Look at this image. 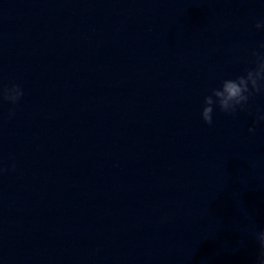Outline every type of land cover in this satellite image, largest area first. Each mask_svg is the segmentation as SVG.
I'll list each match as a JSON object with an SVG mask.
<instances>
[{
  "label": "clouds",
  "instance_id": "1",
  "mask_svg": "<svg viewBox=\"0 0 264 264\" xmlns=\"http://www.w3.org/2000/svg\"><path fill=\"white\" fill-rule=\"evenodd\" d=\"M256 29L264 30V17L254 25ZM261 51L251 50L249 61L250 66L243 69V74L237 75L234 79H224L219 87L212 88L210 94L203 100L201 118L205 124L213 123L214 108L218 107L223 113L233 115L237 110H244L249 103V99L254 95H264V42L258 45ZM24 91L19 84L0 86V102L7 101L13 105L18 104L23 97ZM15 115L10 110L8 118ZM256 121H264V113L257 115ZM255 123V122H254ZM250 133H255V126L249 127ZM14 160V157H10ZM15 164L11 168H5L0 164V175L14 170ZM254 239L258 243L259 251L253 264H264V230L254 232Z\"/></svg>",
  "mask_w": 264,
  "mask_h": 264
}]
</instances>
